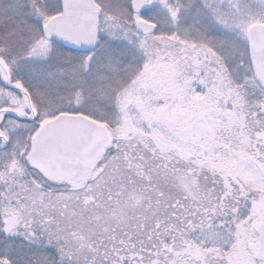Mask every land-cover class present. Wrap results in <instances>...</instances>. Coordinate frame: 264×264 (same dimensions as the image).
Wrapping results in <instances>:
<instances>
[{
	"label": "snow or ice",
	"instance_id": "snow-or-ice-1",
	"mask_svg": "<svg viewBox=\"0 0 264 264\" xmlns=\"http://www.w3.org/2000/svg\"><path fill=\"white\" fill-rule=\"evenodd\" d=\"M0 264H264V0H0Z\"/></svg>",
	"mask_w": 264,
	"mask_h": 264
}]
</instances>
